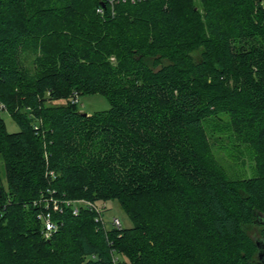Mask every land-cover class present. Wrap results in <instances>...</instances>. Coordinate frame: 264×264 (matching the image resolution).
Wrapping results in <instances>:
<instances>
[{
    "label": "trees",
    "instance_id": "obj_1",
    "mask_svg": "<svg viewBox=\"0 0 264 264\" xmlns=\"http://www.w3.org/2000/svg\"><path fill=\"white\" fill-rule=\"evenodd\" d=\"M97 93L108 110L72 102ZM211 123L251 177L230 176ZM52 196L105 202L104 220L117 201L132 224ZM258 242L264 0H0V264H264Z\"/></svg>",
    "mask_w": 264,
    "mask_h": 264
},
{
    "label": "rangeland",
    "instance_id": "obj_2",
    "mask_svg": "<svg viewBox=\"0 0 264 264\" xmlns=\"http://www.w3.org/2000/svg\"><path fill=\"white\" fill-rule=\"evenodd\" d=\"M25 63L29 67L32 66L33 54L29 53L25 55ZM114 60V57H112ZM67 101L65 99H56L53 101H48L50 105H63ZM110 102L103 94H82L79 96V109L87 114H93L97 111L108 110L110 108ZM3 117L6 120L8 130L11 132L20 130L19 125L12 119L10 114L6 111L2 112ZM226 120L225 115L220 120V125ZM225 124V123H224ZM210 134L217 144L214 147L216 156L221 161V163L226 167L230 176L234 179L248 178L252 176V167L254 161L252 160L251 150L245 144L237 143L233 136L222 132L221 130H216L211 123L208 127ZM109 209L105 213V222L108 227H111L113 223V218L118 217L122 222L123 227L130 226L131 220L128 215L123 211L117 201L108 202ZM258 227L254 226L249 229V234L253 238L259 237Z\"/></svg>",
    "mask_w": 264,
    "mask_h": 264
},
{
    "label": "built area",
    "instance_id": "obj_3",
    "mask_svg": "<svg viewBox=\"0 0 264 264\" xmlns=\"http://www.w3.org/2000/svg\"><path fill=\"white\" fill-rule=\"evenodd\" d=\"M111 3L112 9H114V3L115 2H119L121 0H108ZM122 1H126V0H122ZM100 12H103L102 8L99 9ZM78 95L76 94L75 97L72 99V102H78ZM66 204V205H70L74 208L73 212L76 214L78 213L80 207H86L91 211L96 212L97 216H96V221L101 222L102 224L106 225L105 220H104V216L102 215V210L103 207L105 206V202H96V201H91V200H87V199H76V200H72V199H60L57 197H51L50 199L46 200V209H49L52 207V209L54 211H62V204ZM43 214H41L42 216ZM44 218V228H43V234L46 238H50L53 233L55 231L58 230V224L52 220L51 218V214L47 213L46 215L43 216ZM112 225L115 228H121L122 227V223L120 218L118 217H114L113 218V223Z\"/></svg>",
    "mask_w": 264,
    "mask_h": 264
},
{
    "label": "water",
    "instance_id": "obj_4",
    "mask_svg": "<svg viewBox=\"0 0 264 264\" xmlns=\"http://www.w3.org/2000/svg\"><path fill=\"white\" fill-rule=\"evenodd\" d=\"M84 114H87V113L84 112ZM258 246H259V253H258V255H259L260 259L262 261H264V245L262 246V244H260L258 242Z\"/></svg>",
    "mask_w": 264,
    "mask_h": 264
}]
</instances>
